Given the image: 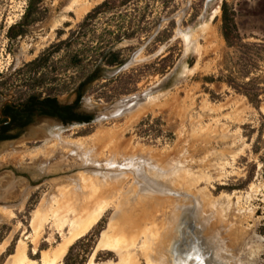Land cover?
<instances>
[{
  "label": "rangeland",
  "instance_id": "374dc122",
  "mask_svg": "<svg viewBox=\"0 0 264 264\" xmlns=\"http://www.w3.org/2000/svg\"><path fill=\"white\" fill-rule=\"evenodd\" d=\"M70 1L41 0L45 9L41 20L32 24L24 36L9 40L7 28L20 18L27 0H0V82L5 81L0 90L11 94L27 90L17 70L52 42L64 39L103 0H90L80 17L74 16ZM226 1L236 12L242 37L252 41L264 38V0ZM221 2L174 0L172 12L161 16L155 34L156 28L147 35L123 39L115 45L126 61L135 55V62L86 87L77 105L84 112L89 105L109 104L119 97L147 90L171 72L164 92L155 97L152 110L129 122L122 116L66 128L37 119L18 139L0 145V188L8 191L2 194L0 206L14 209L13 218L0 220V243L6 241L0 264L15 252L19 240L32 235L28 224L41 198L57 184L87 172L72 167L85 159L86 154L94 163L126 162L125 166L138 169V174L129 170L122 173L126 179L123 178L119 200L132 189L134 200L138 193L151 189V184L145 181L149 170L165 171L170 179L180 177L187 184V187L169 186L164 179L165 182H160L162 187L152 185V193L165 199L164 206L153 212L152 261L174 264L173 259L180 256L187 264H264V235L260 233L264 220V94L256 107L224 82L205 80L218 75L222 58L231 51L220 33ZM105 21L100 16L93 22L95 36L102 32ZM81 40L76 48L87 44L86 37ZM90 40L93 46L96 39ZM66 52L63 49L56 53L53 65L44 71L53 77L46 86L56 84L58 99L72 103L74 88L84 70L66 67ZM100 129L113 132V141L104 138ZM53 131L71 138L94 135L93 139H98L101 135V140L84 150L59 149L50 153L47 146L51 140L46 137ZM37 149L42 153L32 156ZM92 151L98 156H91ZM28 176L38 182L29 186ZM167 189L174 193L169 194ZM177 206L187 208L188 212L174 231L175 244L170 247L162 236L166 237L169 231L172 235L174 223L169 220L177 221ZM50 223L41 227L35 246L29 238L24 240L31 258L38 260L41 249L60 241ZM126 224L124 209L113 204L104 207L98 221L85 233H89V238L79 237L69 244L60 264L66 254L67 264H89L90 260L91 264H146L141 255L146 236L135 235V227L127 225V230L119 234L124 237L120 242L123 247L106 250L98 246L103 231L113 234ZM66 231L65 227L63 232ZM193 251L201 254L202 259L191 256Z\"/></svg>",
  "mask_w": 264,
  "mask_h": 264
},
{
  "label": "trees",
  "instance_id": "16d2710c",
  "mask_svg": "<svg viewBox=\"0 0 264 264\" xmlns=\"http://www.w3.org/2000/svg\"><path fill=\"white\" fill-rule=\"evenodd\" d=\"M41 0H27V5L20 18L10 24L6 35L9 40L24 36L28 28L41 20L44 7ZM174 0H103L95 5L76 28L69 31L64 39L52 42L34 59L23 64L17 72H21L22 81L27 90L20 94H11L0 90V106L7 97H12L14 103L23 105V109L31 110L34 107L43 116L56 117L63 123L72 121L78 123L90 122L92 117L72 113V107L80 100L86 87L93 82L105 78L103 66H120L126 59L115 45L123 39L137 38L141 34H148L152 29L160 26L163 15L172 12L170 9ZM173 5V4H172ZM104 16L105 26L102 32L96 35L93 22ZM220 33L224 40L227 52L219 64L217 76H208L207 82L221 81L234 91L243 94L254 106L258 107L260 95L264 94V38L254 41L246 40L241 36L236 20V12L231 4L222 0L220 4ZM82 37L87 38L84 47L76 48ZM91 39H96L92 46ZM67 49L64 56L66 67L84 70L83 76L74 88L75 102L73 105L62 103L56 92L59 88L54 85L46 86L53 77H48L47 70L53 65V57L59 51ZM87 51V53H86ZM90 52V54H88ZM44 71V72H43ZM1 81L0 85H4ZM264 235V220L260 228ZM89 233L79 239H88ZM64 257L63 264H67Z\"/></svg>",
  "mask_w": 264,
  "mask_h": 264
},
{
  "label": "bare ground",
  "instance_id": "6f19581e",
  "mask_svg": "<svg viewBox=\"0 0 264 264\" xmlns=\"http://www.w3.org/2000/svg\"><path fill=\"white\" fill-rule=\"evenodd\" d=\"M68 4H70V7L72 8L74 16L80 17L86 11L88 5L91 4V1L72 0ZM154 104L155 97L150 96L146 102L142 103L136 109L126 113L123 118L126 122L132 121L144 112L152 110ZM100 131L101 134H104V138L106 137L108 140L113 141V132H110L109 129H100ZM96 135L97 134H95V136ZM49 136L50 137H46V139L51 140V143L48 142L50 145L47 146L50 153H53L59 149L63 151H66V149L84 150L88 145L94 144L95 142L97 143L101 140V135L97 136L99 138H95L96 140L93 139L94 135H91L92 137L89 135L85 137L71 138L61 135L58 131L51 132ZM38 153L40 154L42 151L38 150L37 153H33L32 156H36ZM112 153H110L111 156ZM97 154V152L92 151L91 156H98ZM148 172L149 173H147L148 175H146L145 181L146 183L151 184V189H148L142 193H138L135 200L134 197L132 198L131 196L134 192V189L129 191L126 196H123L122 198L120 197L121 199L119 200V195L122 190L121 187L123 178L125 177L123 174L115 175L113 173H106L104 175L97 170L90 171V173L87 171L78 173L73 178H70L67 182L57 184L53 188V191L49 192L46 197L44 196L41 198L40 203L31 213V219L28 225L31 228L32 235L26 236L25 238L19 240L15 246V252L8 254L6 260L1 264H60V260L65 254L68 245L77 238L83 236L88 231V229L98 221L99 215L104 207L111 204L115 205L117 208H121V210L124 209L127 224L123 225L121 229L113 232V234H106L103 231L99 239L98 246L106 250L123 247L120 242L124 241V237L122 236L121 238L119 234L127 230V225L128 227H135V230L133 231L135 235L142 233L144 236H146L143 241V251L141 253L146 261L145 263L159 264L155 260L152 261L150 257L152 253L150 244L153 239L152 218L153 212L159 211L160 208L164 206L163 203L165 199H162L161 194L152 193V185H156L158 183L160 184V182L164 179L169 181V186L172 184L174 187H176V185L177 187H187V184L184 183L183 178L181 179L180 177H177V179H170V176L165 174V171L158 172L156 170H149ZM126 173V176H129L128 172ZM163 182H165V180ZM4 190L0 188V195L4 193ZM126 204L129 205L126 206ZM178 206L176 211L177 221L176 218L175 220H169L171 221L169 223H174L172 235L169 231L166 237L162 236V241L164 243H168V246L170 245V247L175 244L173 241L174 231L177 230L179 222L188 212L187 208L184 209L180 208L183 206ZM202 212V215L205 216V212ZM13 216L14 209L12 207L6 205L0 206V220L11 219ZM45 223H50L53 226V228L59 234L60 241L56 242V244L51 248L41 249L39 251V258L36 260L28 256L27 244L24 240L29 238V241L33 244V246H35L38 241L39 231ZM147 224H149V227H147ZM65 227L67 228V231L64 233L63 230ZM210 228H212V226ZM5 245L6 241L0 243V253L2 252ZM191 256H196L199 258L202 255L195 254L193 251ZM90 261L89 264H91ZM173 261L174 264H187V262L183 261V258L180 259V256L177 257V259L174 258Z\"/></svg>",
  "mask_w": 264,
  "mask_h": 264
},
{
  "label": "water",
  "instance_id": "95a60500",
  "mask_svg": "<svg viewBox=\"0 0 264 264\" xmlns=\"http://www.w3.org/2000/svg\"><path fill=\"white\" fill-rule=\"evenodd\" d=\"M210 0H206V3H208ZM160 26H157L154 34L158 31ZM178 32V31H177ZM152 36V35H151ZM135 62V55L131 56V58L126 61L124 64L120 66H114V67H103V73L102 75L105 78L112 77L116 75L119 71L122 69H125L127 66L133 64ZM171 75V72L167 73L164 75L158 82L153 84L151 87H149L147 90L140 92V93H135V94H129L126 96L119 97L118 99L114 100L113 102L103 105V106H96V105H89L86 107L85 111L82 112L83 114L89 115L92 117L91 121L94 122H102L106 121L109 119H114V118H120L124 116L126 113L136 109L138 106H140L142 103L146 102L150 96L152 97H158L162 92H164L165 85L167 83V80L169 79ZM62 102V101H61ZM66 103V102H62ZM47 120L53 121L60 126L66 128L70 126L71 124H80L78 122L72 121L69 123H63L60 119L56 117H50V116H42L38 118V121L41 123L46 122ZM87 155V154H86ZM84 156L85 159H82L80 163L78 164H73V169H83L86 171H95L97 170L101 174H106V173H113L115 175H120L124 173L126 170H129L130 172H133L134 174H138V169L136 167H133L131 165L125 166L126 162L117 164L113 162H108L104 165L94 163L92 158L89 156ZM47 175H49L47 173ZM162 184H156L153 185L155 187H162ZM167 192L169 194H173L174 192L172 190L167 189ZM8 194V191H4L2 193L3 195ZM62 264V262H61Z\"/></svg>",
  "mask_w": 264,
  "mask_h": 264
},
{
  "label": "flooded vegetation",
  "instance_id": "af4514ba",
  "mask_svg": "<svg viewBox=\"0 0 264 264\" xmlns=\"http://www.w3.org/2000/svg\"><path fill=\"white\" fill-rule=\"evenodd\" d=\"M74 103L75 102L64 104L73 105ZM77 105L78 102L75 106L73 105L72 113L86 115L78 110ZM42 116L43 115H40L35 107L31 110L23 109V105L14 103L12 97H7L0 106V145L18 139L22 131L30 125H33L36 120ZM36 182H38V180H35L31 176L27 177L29 186ZM1 189L4 190L5 188ZM2 197L3 195H0V200L3 199ZM12 199L14 198H9L8 200Z\"/></svg>",
  "mask_w": 264,
  "mask_h": 264
}]
</instances>
